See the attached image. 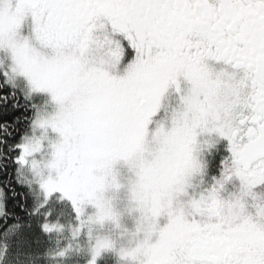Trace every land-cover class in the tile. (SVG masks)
<instances>
[{"label":"snow or ice","instance_id":"6c2138e0","mask_svg":"<svg viewBox=\"0 0 264 264\" xmlns=\"http://www.w3.org/2000/svg\"><path fill=\"white\" fill-rule=\"evenodd\" d=\"M0 264H264V0H0Z\"/></svg>","mask_w":264,"mask_h":264}]
</instances>
